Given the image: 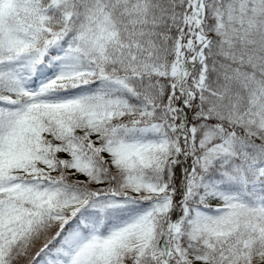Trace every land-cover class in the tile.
Returning a JSON list of instances; mask_svg holds the SVG:
<instances>
[{"label": "snow or ice", "instance_id": "snow-or-ice-1", "mask_svg": "<svg viewBox=\"0 0 264 264\" xmlns=\"http://www.w3.org/2000/svg\"><path fill=\"white\" fill-rule=\"evenodd\" d=\"M0 264H264V0H0Z\"/></svg>", "mask_w": 264, "mask_h": 264}]
</instances>
